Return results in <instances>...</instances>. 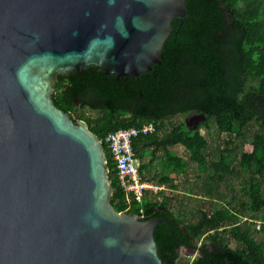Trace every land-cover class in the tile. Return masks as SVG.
<instances>
[{
	"label": "water",
	"instance_id": "water-1",
	"mask_svg": "<svg viewBox=\"0 0 264 264\" xmlns=\"http://www.w3.org/2000/svg\"><path fill=\"white\" fill-rule=\"evenodd\" d=\"M186 17L185 0H0V264H162L154 233L172 223L114 210L102 142L52 96L86 68L151 71Z\"/></svg>",
	"mask_w": 264,
	"mask_h": 264
},
{
	"label": "trees",
	"instance_id": "trees-1",
	"mask_svg": "<svg viewBox=\"0 0 264 264\" xmlns=\"http://www.w3.org/2000/svg\"><path fill=\"white\" fill-rule=\"evenodd\" d=\"M185 7L186 19L172 22L159 64L151 71L135 78H116L90 67L72 73L68 84L58 76L52 102L74 115V120L84 121L102 142L114 210L172 223L180 241L171 236L166 224H159L154 233L162 264H178L182 242L191 246L201 238L205 239L204 254L190 264H264L262 245L244 226L253 224L246 219L250 215L264 228V0H185ZM192 113L205 116L195 131H189L184 122L160 135L166 122ZM148 124H153L155 133L139 137L133 145L140 176L166 189L146 191L136 198L119 188L105 139L120 129ZM250 126L256 132L242 143L237 167H232L234 155L229 149L211 164L218 182L238 173L236 168L248 175L242 196L219 197L220 205L210 212L199 209L182 219L180 209H174L178 187L173 176L186 174L190 163L206 172L208 143L200 130L213 127L220 134L245 140ZM175 146L182 147L188 159L169 149ZM158 151L163 155L156 162ZM212 180L209 176L205 186ZM242 219L246 220L241 225Z\"/></svg>",
	"mask_w": 264,
	"mask_h": 264
},
{
	"label": "rangeland",
	"instance_id": "rangeland-1",
	"mask_svg": "<svg viewBox=\"0 0 264 264\" xmlns=\"http://www.w3.org/2000/svg\"><path fill=\"white\" fill-rule=\"evenodd\" d=\"M84 112L86 115H91L88 110H85ZM191 115L192 114L178 115L169 122H166L163 130L160 132V135L168 131L171 125L184 123ZM200 131L201 134L204 135L208 143L207 148L204 151V155L208 162V168L206 172H200L196 164L190 163L189 169L187 170L186 174L179 177L173 176V178L175 179L174 183L178 187L177 190H175L177 200L175 202L174 209H180L179 215L182 217V219L190 218L193 214H196L199 209L210 212L215 208L216 205H220V202L217 200V198L219 197L229 198L232 194H237L238 197H241V189L244 186V182L248 180V175L245 173H239L238 169L236 168V171L239 174L235 173L233 175H225L223 180L221 182H218V179L216 178L217 175H215L211 164L218 162L221 151L229 149L234 155L232 167H237L240 158V147L243 142H249L251 140V137L256 132V127L250 126L247 129V131L245 132V140L237 139L234 136L230 137L226 134H220L213 127L209 131H206L204 129H201ZM229 140H232L234 142V145L227 146L226 142ZM169 149L183 159H188V155L182 147L175 146L170 147ZM162 155L163 152L161 151H158L156 153V162H158L159 158ZM147 160L148 158L145 159V161ZM149 175L150 174H148V176ZM209 176L213 177L214 180L209 182V186L206 187L205 181L208 180ZM261 185L264 192V179L261 181ZM159 188H162L163 190L166 189L164 186H160ZM159 191L160 190L156 191L155 193ZM208 193L210 195H207ZM250 218V215H247L246 219L249 222H253V224H246L244 226L250 227V231L253 237L258 243L262 245V248L264 250V228H261V223L259 221H252L250 220ZM246 219L241 220V225ZM204 240V238L198 240L196 242V246L201 247L204 244ZM197 256L198 252L183 247L179 250L178 264H190L191 261Z\"/></svg>",
	"mask_w": 264,
	"mask_h": 264
},
{
	"label": "built area",
	"instance_id": "built-area-1",
	"mask_svg": "<svg viewBox=\"0 0 264 264\" xmlns=\"http://www.w3.org/2000/svg\"><path fill=\"white\" fill-rule=\"evenodd\" d=\"M154 133L155 127L153 124H148L138 129H120L105 139L115 165L119 188L136 198H141L146 191L155 193L162 189L152 182L141 179L140 161L133 146L139 137Z\"/></svg>",
	"mask_w": 264,
	"mask_h": 264
},
{
	"label": "flooded vegetation",
	"instance_id": "flooded-vegetation-1",
	"mask_svg": "<svg viewBox=\"0 0 264 264\" xmlns=\"http://www.w3.org/2000/svg\"><path fill=\"white\" fill-rule=\"evenodd\" d=\"M82 72H83V71H82ZM82 72H81V73H82ZM72 73H74V72H72ZM72 73H69V74H65V75L60 76V77H61V78H60V81H65L66 84H68V82L71 80V74H72ZM57 81H58V78H57ZM57 81H56V82H57ZM56 82H55V83H56ZM75 103H76V105L79 104L78 101H76ZM71 115H72V114H71ZM72 116H73V118H75L74 115H72ZM192 246L199 247V246H196V244H195V245H192ZM201 247H202V246H201ZM201 247H200V248H201ZM189 249H191V248H189ZM201 249H202V248H201ZM197 257H199V256H197ZM195 258H196V257H195Z\"/></svg>",
	"mask_w": 264,
	"mask_h": 264
}]
</instances>
